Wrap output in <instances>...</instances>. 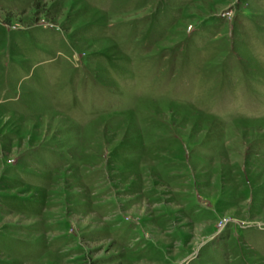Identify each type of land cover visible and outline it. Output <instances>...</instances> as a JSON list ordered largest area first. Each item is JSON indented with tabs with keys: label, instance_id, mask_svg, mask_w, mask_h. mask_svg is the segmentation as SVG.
Wrapping results in <instances>:
<instances>
[{
	"label": "rangeland",
	"instance_id": "obj_1",
	"mask_svg": "<svg viewBox=\"0 0 264 264\" xmlns=\"http://www.w3.org/2000/svg\"><path fill=\"white\" fill-rule=\"evenodd\" d=\"M0 264H264V0H0Z\"/></svg>",
	"mask_w": 264,
	"mask_h": 264
}]
</instances>
